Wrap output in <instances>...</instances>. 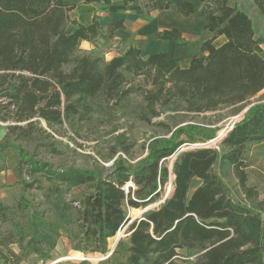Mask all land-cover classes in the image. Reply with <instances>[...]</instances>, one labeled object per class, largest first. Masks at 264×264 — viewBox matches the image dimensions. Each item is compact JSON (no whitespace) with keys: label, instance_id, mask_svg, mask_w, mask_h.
Listing matches in <instances>:
<instances>
[{"label":"trees","instance_id":"trees-1","mask_svg":"<svg viewBox=\"0 0 264 264\" xmlns=\"http://www.w3.org/2000/svg\"><path fill=\"white\" fill-rule=\"evenodd\" d=\"M67 1L0 0V122L15 123L9 133L20 131L27 141L29 129L42 121L53 133L61 134L65 124L78 133L79 123L92 126L96 115H109L112 110L114 122L133 118L172 137L155 141L147 159L135 166L115 162L96 171H56L21 151L20 160L29 169L20 181L23 190L41 191L38 206L48 217L39 219L33 213L28 228L20 224L17 231L0 232V260L22 264L36 256L48 261L70 226L74 227L69 234L74 253L105 256L109 242L114 246L117 233L131 220L128 208L146 209L162 201L128 226L122 260L116 248L112 257L99 264H175L191 251L196 252L195 264H264V208L236 201L218 170L230 168L248 200L258 197L247 183L250 148L264 144V103L249 109L219 149L185 150L172 170L165 162L184 144L205 143L216 133L204 137L194 125L177 128L176 122L173 126L154 122L164 116L176 121L246 105L264 91V51L252 18L229 6L231 0H221L222 4L198 0L200 15L208 16L204 32L212 38L201 43V55H195L188 68L166 53L144 56L135 46L106 62L100 56L77 54L81 39L98 42L101 26L96 18L90 25L73 19L76 5ZM113 1L81 0L83 5L107 7ZM122 1L125 6L144 2L150 12L158 0ZM250 1L264 17V0ZM161 9H168V4ZM178 12L188 18L197 8L184 2ZM121 28L122 21L113 24L108 37ZM220 37L226 42L217 46ZM154 39L184 40L177 29L156 33ZM10 134L2 146L9 143ZM182 135L187 142L179 141ZM172 176L173 192L164 200V187ZM196 179L201 184L194 187ZM81 188L84 191L74 196ZM257 204L262 208L264 201ZM19 208L30 210L25 197ZM8 211L0 203V223L10 220Z\"/></svg>","mask_w":264,"mask_h":264},{"label":"rangeland","instance_id":"rangeland-1","mask_svg":"<svg viewBox=\"0 0 264 264\" xmlns=\"http://www.w3.org/2000/svg\"><path fill=\"white\" fill-rule=\"evenodd\" d=\"M248 15L252 18L255 31L257 36L260 38V46L264 51V17L260 14L258 9L253 5L250 0H236ZM69 4H75L77 10L72 13V17L76 18L80 22L85 20V14L83 15V9L86 5H83L81 0H68ZM168 4V10L161 8ZM115 5L120 6L125 13V15H136L137 12H142L143 18H147L148 21L152 22L157 16H170L176 14L179 15L178 21L173 22V28L179 29L183 34H185V39L180 43L181 47L190 49V52L194 54L201 55L199 47L201 44V28L197 26L199 19L201 18L199 14L192 17H184L178 12V8L181 5L180 0H161L157 9H152L153 15L150 16V12L145 9V3L139 2L135 5L125 6L122 4L121 0H115ZM84 6V7H83ZM109 7V6H108ZM107 6L103 4L95 5L92 8L93 11L100 13L102 10L106 9ZM128 12V13H127ZM143 12H146V14ZM200 13V12H199ZM135 20V19H134ZM133 19L123 20L122 22L127 25L123 26L124 30L129 29L135 23ZM173 21V20H172ZM129 25V26H128ZM200 32V33H199ZM108 33V32H107ZM154 38V36H153ZM144 41L139 42L138 45L144 46V43L150 38L143 39ZM99 42V41H98ZM114 43H116L114 41ZM114 44L107 48L99 42L97 46L98 50L85 51L83 53H88L104 58V53L106 51L114 50V53L123 52V48ZM218 44V43H217ZM121 50V51H119ZM146 51H144L145 53ZM146 54V53H145ZM264 58V52L261 54ZM180 62V60H179ZM264 103V91L257 96L250 99L246 105H238L235 107L224 108L216 113H208L200 116L191 115L187 118H178L176 121L166 119L165 116L154 120V122H166L173 126L179 124V127L185 125H194L198 128V132L204 137L210 136L212 133H216L214 139H210L205 143H187L182 146L175 158H169L165 162V166L171 170L177 156L189 149L206 146L208 143L214 141L210 147L219 149V144L216 142L225 133L229 124L235 119L240 122L248 113L249 109L257 104ZM110 113L98 114L95 116V123L92 126H87L84 123L78 124V133L75 132L68 124L64 125V130L61 134L53 133L46 125L44 121L40 122L39 126L29 129L27 132L29 140L32 142L23 141L21 138L22 134L20 131L13 134L9 133V126L15 125L13 122H0V203L4 206L9 207L8 217L10 220L4 224L0 223V232L6 233L7 231H17L19 225H23L28 228L31 224V217L33 213H38L39 219H47L48 215H42V209L38 206L41 201V191L31 190L24 191L21 180L27 177L28 166L22 162L21 151L27 152L35 160L48 165L51 169L60 171L69 168L96 171L100 167L110 168L116 162H122L128 166H135L140 162L147 159L149 154V146L155 141L169 140L172 137V133L165 132L162 128L147 125L145 123L134 120L133 118L125 117L120 121L114 122V112L108 110ZM24 125V124H21ZM117 128V131L114 128ZM175 128L173 131H175ZM7 134H10L9 143L2 146ZM31 137V138H30ZM198 139H202L201 136H197ZM179 141H188L186 135H182ZM29 142V143H28ZM207 147V146H206ZM21 161V162H20ZM250 168L248 170V187H252L257 191L258 197L254 201L248 200L244 190L239 185V182L234 174V172L228 168L224 167L219 170L222 180L229 189L232 197L239 202H243L249 206L258 209H263L257 203L264 201V144L259 146H253L250 148L249 154ZM19 175V177H18ZM21 176V177H20ZM43 185H47V182L42 176H40ZM174 177H170L169 182L164 187V196L166 197L168 193L173 192ZM195 185V183H194ZM83 188L76 191L73 195L79 196L83 192ZM25 197L26 201L30 204V210L21 211L19 208V202L21 198ZM162 201L155 203L150 207L158 206ZM128 217L130 219H137L142 216L143 209H132L128 208ZM46 216V217H44ZM26 218V219H25ZM74 227H69V232L73 231ZM67 233L62 236L57 244L56 249L52 253V258L48 261H42L36 256H31L27 258L22 264H81L84 262L83 258L86 259L90 255L94 257L89 259L87 262L90 264H99L102 255L98 254H88V255H77L72 248V242ZM124 229L119 232L116 242L120 238L117 250L120 251V255L117 257L122 260V256L126 254L125 250L128 247L127 237H124ZM116 244V243H115ZM109 246L113 247L110 245ZM109 247V248H110ZM13 249L18 252L17 247ZM98 255V256H97ZM183 256L177 260L175 264H195V261L190 258L195 255V251L189 253L184 252ZM98 257V260L96 258ZM0 264H4L0 260Z\"/></svg>","mask_w":264,"mask_h":264},{"label":"crops","instance_id":"crops-1","mask_svg":"<svg viewBox=\"0 0 264 264\" xmlns=\"http://www.w3.org/2000/svg\"><path fill=\"white\" fill-rule=\"evenodd\" d=\"M160 1L161 0L157 1V6H159ZM180 1H181V4H183L184 2H190L197 8L196 14L197 15L199 14V16L201 17L197 23V26L199 28H201V30H200L201 33L199 32L201 34V43L211 39L212 34L204 32V26L206 25V23L208 21V16L202 17L199 13L201 8H202V4L198 0H180ZM217 1L219 2V4H222L221 0H217ZM122 4L124 5L123 1H122ZM131 5H135V4H131ZM228 5L231 7L237 6L242 11L246 12L245 9L242 7V5H240L236 0H231ZM94 6L95 5H86L85 7L83 6L85 8L82 10L83 15L85 14V17H84L85 20L83 22H80L79 20L78 21L82 25H90L93 22L94 18H96L98 20V22L101 26V30L99 31L98 41L104 46V48H107L108 45L112 46L110 48H113L114 44L118 45L120 42L121 44L119 47L123 48V52L128 47L135 46L142 51V54L144 56L152 55V54H159V53H166L170 57L177 59V60H180V65L184 69H186L190 66L192 58L195 55H197V54H194L193 52H190V49H186L184 47H181L182 45H180V43H176V42H172V41L156 40L153 38V36L156 33H159V32L165 31V30L177 29V28H173L174 27L173 22L178 21L177 15H179V14L177 13V11H175L176 14L173 13V15L171 14L170 16H164V15L161 17L157 16L156 21H155V17H154L153 21L150 22V21H148V19L146 17L143 18V15L141 14L142 12H137L136 15H134V16L125 15L126 12H124L122 9H120V6L115 5V0L112 2V4L109 7L102 10L100 13L92 10V8H94ZM159 7H161V6H159ZM155 9H157V8H155ZM76 10H77V7H76ZM76 10H74L73 12H75ZM164 10L167 11L168 9H164ZM144 13L146 14V12H143V14ZM151 13H152V10L149 13L150 16L153 15ZM71 16H72V14H71ZM130 18L133 20L135 19L134 20L135 23L132 25V27L131 26L128 27L129 29H127V30H124L123 28L118 29L117 31L112 32L111 38L108 37V35H110V33H107L109 31L108 29L113 24L121 22L123 20L126 21ZM73 19H76V18H73ZM123 26L127 27V25H125L124 23H123ZM177 30L182 34L183 39H185L186 38L185 34H183V32H181L179 29H177ZM148 37L150 38V40L146 41L144 43V46H140V44L138 45L139 42L144 41L143 39H147ZM114 41L116 43H114ZM99 42H97L96 44L91 43L92 48L90 51L98 50L97 46H99L98 45ZM225 42H226V38L220 37L215 41V45L220 46V45L224 44ZM111 51L114 54V58L123 53V52L114 53L113 49ZM119 51H121V50H119ZM144 51H146L145 52L146 54L144 53ZM194 183H195L194 187H196V186H199L201 184V181L196 179V180H194Z\"/></svg>","mask_w":264,"mask_h":264},{"label":"water","instance_id":"water-1","mask_svg":"<svg viewBox=\"0 0 264 264\" xmlns=\"http://www.w3.org/2000/svg\"><path fill=\"white\" fill-rule=\"evenodd\" d=\"M223 138H224V137H221V138L218 139L216 142L219 144ZM213 142H214V141L208 143L206 146H207V147H210V145H211ZM197 148H200V146L197 147ZM172 168H173V167H172ZM171 170H172V169H171ZM172 186H173V185H172ZM129 187H130V185H128V186L125 187V190H126L127 192H128ZM169 195H170V193H168V194L166 195V197L164 198V200H165L166 198H168ZM151 208H152V207H149V208L143 209L142 215H143L145 212H147L148 210H150ZM129 218H130V217H129ZM135 219H136V218H135ZM135 219H131L130 222L128 223V225L124 228V232H125V233L123 234L124 237L129 236V234L126 233L127 228H128V226L132 223V221H134ZM120 232H122V230H121ZM118 234H119V232L117 233V235H118ZM119 241H120V238L118 239V241L116 242V244H115L113 247H110V252H109L107 255L102 256V258H100L99 260L104 261V260H107V259H109L110 257H112V255L114 254V252H115V250H116V248H117V246H118V244H119ZM97 256H98V255H97ZM91 258L94 259V257L90 255L88 258H86V259L83 258L82 260H84V261H88V260L91 259ZM96 260H98V257L96 258Z\"/></svg>","mask_w":264,"mask_h":264},{"label":"clouds","instance_id":"clouds-1","mask_svg":"<svg viewBox=\"0 0 264 264\" xmlns=\"http://www.w3.org/2000/svg\"><path fill=\"white\" fill-rule=\"evenodd\" d=\"M91 48H92V44L88 40L81 39L79 41V44H78L77 54H81L85 51H90ZM104 59L106 62H111L114 59L113 52L112 51H106L104 53ZM190 259L195 261L197 259V257L195 255H193Z\"/></svg>","mask_w":264,"mask_h":264},{"label":"built area","instance_id":"built-area-1","mask_svg":"<svg viewBox=\"0 0 264 264\" xmlns=\"http://www.w3.org/2000/svg\"><path fill=\"white\" fill-rule=\"evenodd\" d=\"M237 123H238V122H237L236 119H235L233 122H231V123L229 124L228 128L225 130V132H224L225 134H224L222 137H225L229 132H231ZM220 138H221V137H220ZM201 147H206V146H201ZM179 151H180V150H179ZM179 151H178V152H179ZM178 152H177L175 155H173L172 157H170V158H175L176 155L178 154Z\"/></svg>","mask_w":264,"mask_h":264}]
</instances>
